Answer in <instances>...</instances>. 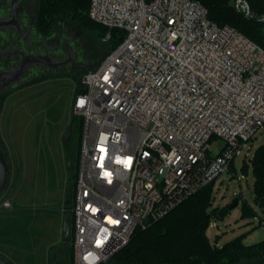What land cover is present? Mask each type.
<instances>
[{
	"label": "built area",
	"instance_id": "1",
	"mask_svg": "<svg viewBox=\"0 0 264 264\" xmlns=\"http://www.w3.org/2000/svg\"><path fill=\"white\" fill-rule=\"evenodd\" d=\"M230 1L264 22L253 0ZM89 16L125 32L72 103L83 119L74 263L108 264L138 229L229 172L264 128V49L196 0H90ZM213 138L225 146L211 149Z\"/></svg>",
	"mask_w": 264,
	"mask_h": 264
},
{
	"label": "rangeland",
	"instance_id": "2",
	"mask_svg": "<svg viewBox=\"0 0 264 264\" xmlns=\"http://www.w3.org/2000/svg\"><path fill=\"white\" fill-rule=\"evenodd\" d=\"M4 1L3 7L0 6V16H8L11 12L9 6L4 7L10 1ZM21 22L23 36L15 29L10 28V32L0 30V58L7 51L18 48L26 53L48 48L54 57L71 59L54 73L31 72L26 80L0 95V144L10 167L8 184L0 195V203L10 202L9 207L0 209V256L10 264H48L49 247L59 259L67 251V247L62 246V227L65 213L71 211L67 206L74 201L73 185L71 183V188H68V183L72 182L70 178H75L72 175L77 166L76 129L77 126L79 129V122L74 126L76 146L72 143L68 151L70 160L64 156L62 137L74 116L73 99L84 74L115 48L112 42L78 25L61 24L51 35L43 36L26 17L21 16ZM28 22L32 26L30 47L25 44V35L30 34L26 28ZM0 63L3 70L11 68L2 60ZM263 143L264 128L241 149L232 171L223 173L212 184L210 211L229 208L235 199L240 198L239 205L227 209L224 216L212 217L207 230L212 244L223 246L243 237L244 242L251 245L264 239V230L254 220L264 208L255 201L251 162ZM210 145L211 149H216L223 148L225 143L213 138ZM245 162L248 169L244 174ZM244 202L256 211L254 216L243 214ZM20 246L26 248L25 262L22 261L23 255L14 251ZM239 264H258V260H243Z\"/></svg>",
	"mask_w": 264,
	"mask_h": 264
},
{
	"label": "trees",
	"instance_id": "3",
	"mask_svg": "<svg viewBox=\"0 0 264 264\" xmlns=\"http://www.w3.org/2000/svg\"><path fill=\"white\" fill-rule=\"evenodd\" d=\"M208 10L209 18L219 26H230L251 39L264 49V22L248 19L237 13L230 0H196ZM2 6L4 0H0ZM2 4V5H1ZM252 6L258 13L264 12V0H253ZM90 0H22L20 13L22 17L33 23L38 33L43 36L51 35L61 24L78 25L98 37L112 42L116 48L125 38V32L120 29H109L89 16ZM33 21V22H32ZM110 38L106 40L107 35ZM101 63V62H100ZM97 64L94 68H97ZM91 70V69H90ZM82 83L78 89L81 88ZM79 122V129L78 123ZM78 132V157L76 172L69 179L68 188L73 185L72 198L75 197L78 179L79 149L81 145L83 119L78 117L73 123ZM75 138L64 146V156L69 158V149ZM255 179V201L264 208V143L257 149L251 160ZM233 164L231 165V168ZM248 164L245 162L242 172L247 173ZM232 169H230V172ZM215 182V181H214ZM212 182L195 195L174 208L162 219L151 223L146 229H138L129 244L118 252L108 264H239L243 260L257 259L258 264H264V239L255 244L247 245L243 237H238L223 246L212 244L207 236L211 219L224 216L226 210L210 211L212 201ZM70 190V189H69ZM238 200L240 198L238 197ZM70 203V199L67 200ZM74 203V201H73ZM69 210L71 206H67ZM243 214L254 216V211L247 203H243ZM73 219H71V224ZM62 246L67 251L61 259L48 252V264H75L73 248V227L71 241Z\"/></svg>",
	"mask_w": 264,
	"mask_h": 264
},
{
	"label": "water",
	"instance_id": "4",
	"mask_svg": "<svg viewBox=\"0 0 264 264\" xmlns=\"http://www.w3.org/2000/svg\"><path fill=\"white\" fill-rule=\"evenodd\" d=\"M11 8V12L8 16H0V30L8 32L9 29L13 28L19 35H22L23 24L21 22V13L19 10V0H10L8 5ZM12 55H19V61L17 64L9 69L0 68V94L16 84H20L23 76L29 71V69L36 67V64L47 65L48 67L57 68L63 63L51 64V59L45 54L40 53H26L24 50L18 48L11 52ZM47 58L50 61H47ZM68 62V61H67ZM79 93L84 92V88L78 89ZM1 106V100H0ZM78 116L72 117L71 123L63 134L62 144L66 146L72 139L73 136V123L77 120ZM10 167L6 158L5 151L0 144V195L6 188L9 180ZM68 200V199H67ZM239 205V200L235 199L231 205V209ZM71 211H68L64 215L63 227H62V239L64 242L71 241ZM0 264H10L8 260H5L0 256Z\"/></svg>",
	"mask_w": 264,
	"mask_h": 264
},
{
	"label": "flooded vegetation",
	"instance_id": "5",
	"mask_svg": "<svg viewBox=\"0 0 264 264\" xmlns=\"http://www.w3.org/2000/svg\"><path fill=\"white\" fill-rule=\"evenodd\" d=\"M10 1V0H9ZM21 3H22V0H19V10H20V5H21ZM8 5H6V6H4V7H7ZM3 7V6H2ZM10 8V7H9ZM27 21H29V20H27ZM28 27V29H27V31L28 32H30V34L28 35H25V37H26V43L25 44H27L28 46H29V39H30V35H31V31H32V26L30 27V24H29V22L26 24V28ZM24 28V27H23ZM13 29V28H12ZM11 29V30H12ZM6 32V31H5ZM10 32V31H9ZM30 47V46H29ZM45 47V46H44ZM11 52H6V54H5V56H3V58H0V60H2L3 62H4V64L5 63H7L8 65V67H13V66H15L16 64H17V62L19 61V55H12V54H10ZM29 53H35V54H37V53H40V54H43V55H47L50 59H51V61H50V59L49 58H47V61L49 60L50 62H51V64H56V63H63V64H61L60 66H58L57 68H61V67H63V65L65 64V63H67V61H69L71 58H69L68 56V59L66 60V58H61V57H54V56H52L51 54H50V50H48V48L47 49H45L44 51H39V52H33V51H31V52H29ZM10 59V61H8ZM17 61V62H16ZM11 63V64H10ZM13 63H15V64H13ZM1 64V63H0ZM0 68L1 69H3V67H1L0 66ZM57 68H55V67H48L47 65H43V64H36V67H33V68H31V69H29V71L23 76V78H22V80L24 81V80H26L29 76H30V74H31V72H33V71H35V72H39V73H41V74H46L48 71H50L51 73H54V70L55 69H57ZM7 90V89H6ZM2 94V93H1ZM0 94V95H1Z\"/></svg>",
	"mask_w": 264,
	"mask_h": 264
},
{
	"label": "crops",
	"instance_id": "6",
	"mask_svg": "<svg viewBox=\"0 0 264 264\" xmlns=\"http://www.w3.org/2000/svg\"><path fill=\"white\" fill-rule=\"evenodd\" d=\"M50 248V247H49ZM26 248L25 247H23V246H20V247H17L14 251L15 252H17V253H20V254H22L23 256L22 257H24L23 258V260L22 261H27V255H26V250H25ZM27 252H28V250H27Z\"/></svg>",
	"mask_w": 264,
	"mask_h": 264
}]
</instances>
